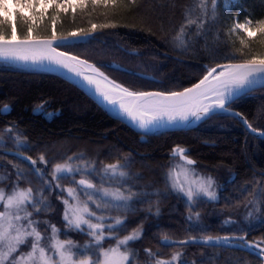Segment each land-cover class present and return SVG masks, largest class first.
Returning a JSON list of instances; mask_svg holds the SVG:
<instances>
[{"label": "trees", "instance_id": "obj_1", "mask_svg": "<svg viewBox=\"0 0 264 264\" xmlns=\"http://www.w3.org/2000/svg\"><path fill=\"white\" fill-rule=\"evenodd\" d=\"M197 2L135 0V4L128 5L130 13L117 16L113 21L129 27L106 29L97 32L92 43L62 49L95 64L131 89L182 90L206 74L205 66H214L216 61L212 59V53L217 47H223L224 37L220 33L227 31L233 18L242 22L245 14H251L253 19L264 17V0H237L229 11H225L222 0H217L218 22L205 24V31L199 38L192 32V39L185 47L176 36L185 23L186 11H191L190 19L199 15L195 6ZM89 20L101 23L105 18L98 14L80 16L77 10L75 23L70 14L64 19L63 31L88 27ZM14 21L19 34L21 25L16 17ZM190 27L194 29L196 26ZM188 31L185 28V32ZM114 64L126 69L113 70L110 66ZM139 73L151 74L157 79ZM5 105L10 111L0 114V137L4 145L0 152L22 151L37 161L43 154L49 160L48 178L52 164L63 163L68 157L82 156L83 161L78 163H95L97 168L117 161L127 165L124 170L131 177L128 182L132 185L130 190L140 193L139 199L143 202L135 204V212L110 211V215L126 217L127 232L142 225L143 236L135 247L140 253L137 264H152L144 252L146 248L161 253V259H169L173 253L181 252L184 254L181 259L187 264H262L257 255L240 249L200 244L169 247L161 242L165 236L184 239L234 232L242 234L240 229L248 231L247 225L252 221L245 217L253 210L249 202L257 200L261 185H264V175H261L264 174V138L251 133L238 118L217 115L192 129L144 135L107 115L80 88L62 77L0 63V109ZM232 108L247 117L253 127L264 131V87L241 97ZM8 127L13 128L12 133L5 131ZM13 134H20L31 150L18 149L9 138ZM65 141L68 145L63 147ZM176 145L187 149L186 153L196 161L194 167L215 179L217 201L203 198L190 209L186 206V198H180L169 189L165 175L178 158L171 155ZM17 170L29 173L21 183L22 187L32 186L35 191L43 186L31 174L28 164L11 154L0 155V176L10 177L15 182ZM80 178L76 176L77 180ZM59 183L62 187H74L70 180H60ZM45 195L53 207L39 218L54 221L63 239L79 238L83 241L81 233L65 229L61 222L63 205L56 193L48 195L45 192ZM136 199L133 197L134 201ZM259 199L264 200V197ZM260 207V212H253L255 216L264 214V205ZM197 212L198 223L194 220ZM189 216L193 217L192 221L187 219ZM229 220L236 223H226ZM252 223L249 239L264 238V228ZM66 231L67 236L63 234Z\"/></svg>", "mask_w": 264, "mask_h": 264}, {"label": "snow or ice", "instance_id": "obj_2", "mask_svg": "<svg viewBox=\"0 0 264 264\" xmlns=\"http://www.w3.org/2000/svg\"><path fill=\"white\" fill-rule=\"evenodd\" d=\"M129 3L135 4V0H0V60L47 66L48 70L66 69L76 77H82L88 85H94L95 91L109 104H118V109L113 108L116 114L126 115L145 132L168 125L187 126L192 123L190 118L204 121L227 114L239 118L251 133L264 137V132L253 127L247 117L232 111V105L241 97L250 94L257 86L264 87V17L253 19L251 14H245L243 22L233 18L227 31L220 33L224 37L223 47H217L212 53V59L216 61L214 66H205L206 74L192 87L182 91H132L114 81H110L107 87H101V81H107V77L99 67L60 49L92 43L93 34L106 29L129 27L128 24L113 22L115 17L131 12ZM222 3L225 11H229L237 0H222ZM195 6L199 9V15L196 19H190L191 11H186L185 23L176 36L185 47L192 39V32L199 38L205 31V24L218 22L217 0H198ZM77 10L80 16L98 14L105 21L93 23L89 20L88 27H78L65 33L64 19L70 14L75 23ZM13 12L21 25L19 34L17 23L11 18ZM191 25L196 27L193 29ZM185 28L189 31L185 32ZM232 36L236 39L231 40ZM84 65L93 74H85L80 67ZM110 67L119 69L116 65ZM9 111L5 105L0 109V114ZM5 131L12 133L13 128L8 127ZM9 138L18 149L31 150L20 134H13ZM2 146L3 138L0 137ZM186 152L187 149L180 145L172 149V156L178 157L182 163L166 173L169 189L180 198H186V206L190 209L195 208L197 201L203 198L217 201L219 198L213 189L214 181L196 172V161ZM5 154H11L28 164L31 174L43 186L35 191L32 186L21 187L29 173L17 170V179L11 191L6 192L0 187V264H137L140 253L135 247L143 236L142 225L127 232L126 217L110 215V211L135 212V204L143 202L139 199L140 193L130 190L132 185L128 182L131 177L124 170L127 165L117 161L97 168L95 163H78L83 161L82 156L68 157L63 163L52 164L48 178L49 160L43 154L38 157L39 166L37 159L25 156L22 151L0 152V155ZM77 175L81 177L78 180ZM9 178L0 176V182ZM60 180H70L74 187H62ZM45 192L48 195L55 192L63 205L61 222L65 229L86 235L89 243L80 246L71 239H60L61 230L48 220L39 218L53 207ZM133 197L137 199L134 201ZM260 197H264V185H261L257 200L249 202L253 210L248 211L245 219L264 228V214H253L260 212V205H264ZM187 219L192 221L193 217ZM195 220L198 223V212ZM252 222L247 225L248 231L240 229L243 235H209L202 240L193 237L182 241H172L165 236L161 242L169 247L214 243L247 248L256 251L264 264V247H261L264 238L249 239V232L254 226ZM226 223L236 222L229 220ZM41 226L45 227V231L50 230V234L45 236L40 230ZM125 232L127 234L122 235ZM63 234L67 236V231ZM144 252L152 264H187L181 259L184 255L181 252L173 253L169 259H161L162 254L150 248L144 249Z\"/></svg>", "mask_w": 264, "mask_h": 264}, {"label": "water", "instance_id": "obj_3", "mask_svg": "<svg viewBox=\"0 0 264 264\" xmlns=\"http://www.w3.org/2000/svg\"><path fill=\"white\" fill-rule=\"evenodd\" d=\"M94 36V34H93ZM60 51H64V50H61ZM71 55H75V54H72L70 53ZM81 59H84L82 57H80ZM86 60V59H85ZM0 61H5V60H0ZM6 62V61H5ZM7 62H14V61H7ZM89 62V61H88ZM22 63V62H21ZM89 64H93L91 62H89ZM116 66H119V68L121 69H126L125 67H122L118 64H114ZM28 66H30L31 68H34V69H39V70H43V71H47V72H50V73H53V74H56L60 77H62L63 79L69 81L70 83L74 84L75 86H77L78 88H80L87 96H89L96 104L97 106L103 110L107 115H109L110 117L114 118V119H117L119 121H122L124 122L125 124H127L128 126H130L131 128H133L135 131L139 132V133H142V134H145V135H151V134H158V133H161V132H165V131H174V130H187V129H191V128H194L195 126H197L198 124H200L201 122L203 121H195L194 118H190L192 120V123L185 126V125H168L166 127H160L158 129H152L150 132H145L144 129L142 128H139L135 122L131 121L130 118H128L126 115H120L118 116L116 114V111L113 110V108H117L118 109V104L116 106H113L111 104H109L106 100L103 99V97L100 95L99 92H96L95 91V86L94 85H88L86 81L83 80L82 77H76L73 73H69L66 69H57V70H48L47 66L45 67H41L39 65H31V64H28ZM81 67V70L85 72V74H89L87 71H85L82 66ZM141 76L143 77H146V78H149V79H154L156 80L157 78L151 74H144V73H139ZM108 77V76H107ZM112 80V79H111ZM114 81V80H113ZM116 82V81H114ZM199 82V81H198ZM118 85H121L120 83L116 82ZM197 83V82H196ZM194 85V84H193ZM193 85L189 86V87H192ZM109 86L108 83H105L103 81H101V87H107ZM123 86V85H122ZM125 87V86H123ZM128 88V87H126ZM188 88V87H187ZM257 88H261V86H257L255 89ZM129 90H132V91H137V90H133V89H130L128 88ZM183 90V89H182ZM182 90H179V91H182ZM150 91H158V90H150ZM232 111L234 112H238L236 110H233ZM240 113V112H239ZM244 116V115H243ZM239 119V118H238ZM240 120V119H239ZM241 121V120H240ZM242 122V121H241ZM246 127V126H245ZM247 128V127H246ZM249 130V129H248ZM250 131V130H249ZM256 135L257 137H261L259 136L258 134H254ZM261 138H264V137H261ZM25 155V154H24ZM27 156V155H25ZM191 158V157H190ZM192 159V158H191ZM194 160V159H193ZM222 236H231V235H221ZM205 236H202V237H194L196 238L197 240H202ZM213 237H216V236H213ZM190 238H193V237H189V238H186V239H174V238H168L169 240H172V241H182V240H188ZM164 238H162L163 240ZM199 244V243H197ZM203 245H215L214 243H209V244H203ZM216 246H225V245H216ZM238 248V247H236ZM244 250H248L247 248H242ZM250 251V250H248ZM254 254H257L256 251H250ZM258 255V254H257Z\"/></svg>", "mask_w": 264, "mask_h": 264}, {"label": "rangeland", "instance_id": "obj_4", "mask_svg": "<svg viewBox=\"0 0 264 264\" xmlns=\"http://www.w3.org/2000/svg\"><path fill=\"white\" fill-rule=\"evenodd\" d=\"M51 9H49V11H50ZM15 14H14V12H13V14H12V19L14 20L15 19ZM243 22V21H242ZM13 64H15V63H13ZM16 66H18L19 68H30L29 66H26V65H16ZM192 129V128H191ZM68 145V143L65 141V144H64V146L63 147H65V146H67ZM175 165H178V164H180V163H182L180 160H175ZM146 165L149 167V164L148 163H146ZM195 169H196V172L200 175V176H203L205 179H207L208 177H211V179L214 181V184H213V189L216 191V195L218 196V191H217V187L215 186V184H216V181H215V179L212 177V176H210V175H208L207 173H204V172H200L199 171V169L198 168H196L195 167ZM179 170V169H178ZM13 183H14V181H12L11 179H6V180H4L3 182H1L0 183V187H2V188H4L5 189V191L6 192H10L11 191V187H12V185H13ZM105 186H107V185H105ZM22 187V186H21ZM61 215L63 216V212H61ZM46 220H48V219H46ZM195 220V219H194ZM50 223H52V224H55V222L54 221H52V220H48ZM196 221V220H195ZM194 221V222H195ZM56 226H57V228H59V226L57 225V224H55ZM40 230H41V232L45 235V236H47V235H49L50 234V230L49 231H45V227L44 226H41V228H40ZM82 236H83V241H81V239H79V238H75V239H73V241L76 243V244H78V245H80V246H83V245H85V244H87V243H89V238L86 236V235H83V234H81ZM60 239H63L62 237H61V235H60ZM78 239V240H77Z\"/></svg>", "mask_w": 264, "mask_h": 264}, {"label": "bare ground", "instance_id": "obj_5", "mask_svg": "<svg viewBox=\"0 0 264 264\" xmlns=\"http://www.w3.org/2000/svg\"><path fill=\"white\" fill-rule=\"evenodd\" d=\"M17 65H26V64H24V63H21V62H15ZM27 66H28V64H27ZM82 68L85 70V71H87L89 74H93V73H91L90 71H89V69H88V67L86 66V65H84V66H82ZM105 75V74H104ZM106 76V75H105ZM107 77V76H106ZM98 79H99V77H97ZM103 82H105V83H108L109 84V82L110 81H113V80H111L109 77H107V81H105V80H102ZM115 84H117L116 82H115ZM118 85V84H117Z\"/></svg>", "mask_w": 264, "mask_h": 264}, {"label": "flooded vegetation", "instance_id": "obj_6", "mask_svg": "<svg viewBox=\"0 0 264 264\" xmlns=\"http://www.w3.org/2000/svg\"><path fill=\"white\" fill-rule=\"evenodd\" d=\"M243 234V233H242Z\"/></svg>", "mask_w": 264, "mask_h": 264}]
</instances>
